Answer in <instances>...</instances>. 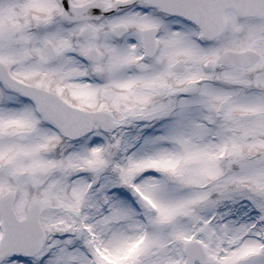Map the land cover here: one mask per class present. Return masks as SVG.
<instances>
[{
  "label": "snow or ice",
  "instance_id": "6c2138e0",
  "mask_svg": "<svg viewBox=\"0 0 264 264\" xmlns=\"http://www.w3.org/2000/svg\"><path fill=\"white\" fill-rule=\"evenodd\" d=\"M0 264H264V0H0Z\"/></svg>",
  "mask_w": 264,
  "mask_h": 264
}]
</instances>
